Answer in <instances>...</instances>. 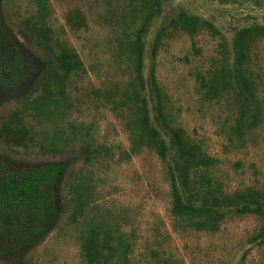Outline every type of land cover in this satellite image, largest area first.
<instances>
[{
	"label": "rangeland",
	"instance_id": "374dc122",
	"mask_svg": "<svg viewBox=\"0 0 264 264\" xmlns=\"http://www.w3.org/2000/svg\"><path fill=\"white\" fill-rule=\"evenodd\" d=\"M0 50V264H264V0H0Z\"/></svg>",
	"mask_w": 264,
	"mask_h": 264
},
{
	"label": "trees",
	"instance_id": "16d2710c",
	"mask_svg": "<svg viewBox=\"0 0 264 264\" xmlns=\"http://www.w3.org/2000/svg\"><path fill=\"white\" fill-rule=\"evenodd\" d=\"M180 14H183V12H180ZM72 58H73L72 56L71 58L68 56L62 62H57L54 68L56 67L60 68V66L74 67L75 65L78 64V61ZM20 59H21L20 56L16 55V56H13L12 58H9L7 57V55H3L0 52V69L4 72H8L12 74L13 76L14 75L18 76L22 80L23 92L25 95L29 91L30 88H34V86H36L35 82H37L39 78L33 79L32 73L30 72V70L28 71L27 69L28 67L26 68L22 66ZM20 182L21 181H18V180L5 181L4 179L0 178V206L3 205L4 200L10 197L11 195H13L14 192H16V190L18 191L22 189L24 192L27 190V186L22 187ZM36 196L39 197V194Z\"/></svg>",
	"mask_w": 264,
	"mask_h": 264
}]
</instances>
